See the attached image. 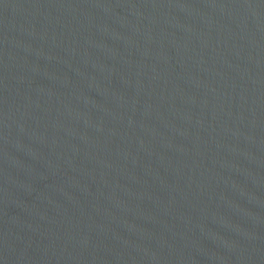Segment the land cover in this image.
<instances>
[{"label": "water", "instance_id": "95a60500", "mask_svg": "<svg viewBox=\"0 0 264 264\" xmlns=\"http://www.w3.org/2000/svg\"><path fill=\"white\" fill-rule=\"evenodd\" d=\"M0 264H264V0H0Z\"/></svg>", "mask_w": 264, "mask_h": 264}]
</instances>
